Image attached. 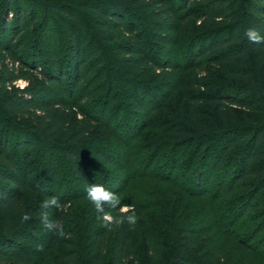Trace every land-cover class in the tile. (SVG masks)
Masks as SVG:
<instances>
[{"label": "trees", "instance_id": "obj_1", "mask_svg": "<svg viewBox=\"0 0 264 264\" xmlns=\"http://www.w3.org/2000/svg\"><path fill=\"white\" fill-rule=\"evenodd\" d=\"M30 28L34 41L24 34ZM249 28L264 35V0H0V49L28 82L14 93L0 88V264H264L251 244L264 231V43L250 42ZM38 43L47 47L43 71L30 56ZM119 95L145 117L139 138L155 159L167 151L175 168L202 156L198 182L221 174L217 191L185 190L169 176L151 188L212 207L230 199L240 205L236 215L214 214L213 227L195 230L163 211L164 231L153 225L137 240L126 223L93 228L95 209L83 230L78 196L45 194L34 171L38 151L50 189L59 185V155L89 185L100 182L82 160L122 170L98 144L119 148L117 155L129 147L105 115L121 106ZM9 109L14 119L4 115ZM52 197L61 206L44 208ZM44 212L64 231L44 228L47 256L36 262L29 243ZM236 217L257 226L245 231Z\"/></svg>", "mask_w": 264, "mask_h": 264}, {"label": "rangeland", "instance_id": "obj_2", "mask_svg": "<svg viewBox=\"0 0 264 264\" xmlns=\"http://www.w3.org/2000/svg\"><path fill=\"white\" fill-rule=\"evenodd\" d=\"M8 19H11V16ZM33 30V28H30L24 33L30 37L29 39L31 41L36 40L37 32H33ZM1 39L2 37L0 35V41L2 44L1 47H5ZM55 39L56 38L54 37V47H56ZM46 51L47 47H45L42 43H38L36 51L30 55L32 56L31 59L33 58L32 61L36 62L38 65L37 71L44 70L42 69L43 67L40 66H42L41 63L44 61V53ZM22 71L23 69L20 63L11 60L7 54L4 53L3 49H0V88L3 90L6 89V92L13 93L15 90L26 88L28 86V82L23 79H17L20 74L24 73ZM156 95L158 94L155 93V96ZM26 98L28 99L29 97ZM119 100L121 101V106H118L116 110H107L105 115L107 118L112 119L113 126L117 129V131L126 137L129 147L126 150H123L122 154L117 155L116 153L119 152V148L102 142H98V144L101 145L102 150L113 156V159L119 164V166L122 167V170L117 171L116 169L106 168L92 156L90 158L91 164L82 160V167L83 171L89 174V176L92 178H98L101 185L115 193L121 200L122 204L131 205L135 209V213L138 217L137 223L134 226L128 225V228L135 239L138 240V235H144L146 230L153 227V225L160 230V233L163 232V220L158 217L159 214H163V211H165V214L167 215L177 212V215H179L183 220L184 225L187 226V228L195 230L205 227H213L212 224L215 217L222 219L225 217L232 218L238 213L240 205L233 202L230 203V199H225L224 201H221L218 206L212 207L208 202L206 203V201L184 203L180 197L181 193L179 191H170L169 188H162L159 191H154L151 188L154 184L153 182H156L157 178H161L162 176H169L179 186L185 188V190L189 189L197 193L217 191L222 188L217 187L221 174L214 172L212 174L211 182L208 184L205 183L204 179L198 182L196 175L198 174V169H200V164L204 163L202 156H185L182 158L181 163L175 168L172 165V158L169 159L167 156V151L161 152L160 156L155 159L153 152L148 150L144 141L139 138L137 124L141 120H145V117L142 114L139 116L138 113H134V104L128 100L127 95H119ZM14 113L15 112L12 109L4 111V115L10 119L15 118ZM41 155L40 151H38L34 171L36 178L38 179L37 182L41 184V188L45 194L49 197L51 193L55 191L64 198L78 196L81 203L77 208V213L80 217V221L82 222V228H80L86 230L92 227L94 223L92 221L96 217L91 214V210H94L95 208L87 199L86 189L89 184L82 181L79 173L74 167V164L70 160L64 158L62 155H59L61 157L58 165L59 185L54 189H50L45 178L46 165L42 163ZM226 165V163H223L220 166L219 173L221 170L224 171L227 168ZM129 174H134L133 179H135V182L133 181L131 183H127V177H129ZM114 187L115 190L112 189ZM226 202H229V204ZM231 204L235 206L233 207ZM139 207L144 209L146 208L147 211L143 214V212L141 213L139 210ZM106 208L112 210V215H122L118 209L108 208L107 206ZM215 209L216 213L214 212ZM257 213L258 212L254 214ZM214 214L215 217H213ZM234 221L237 226L241 224L240 226L246 228L244 230H248L249 232L253 226H257V223L252 222V220H248V218L243 220L236 217ZM95 226L100 230L108 228L100 219L96 221L93 228ZM44 228V226L35 228L34 237L29 243L36 262L41 261L42 258L47 256L44 255V257H42L46 251L45 246L47 231ZM164 238L165 237L163 236V239ZM251 244H253V246L258 248L261 252H264V231L260 232L258 239L254 240ZM139 252L141 255L146 256L145 251H143L142 248L139 249ZM204 252L206 253V251L203 250V253Z\"/></svg>", "mask_w": 264, "mask_h": 264}, {"label": "clouds", "instance_id": "obj_3", "mask_svg": "<svg viewBox=\"0 0 264 264\" xmlns=\"http://www.w3.org/2000/svg\"><path fill=\"white\" fill-rule=\"evenodd\" d=\"M245 35L249 41L254 44L264 43V35H262L255 28L247 29ZM86 192L87 199L92 203L96 212L101 214L98 218L106 227L113 224L120 226L125 223L130 226H134L137 223L138 217L135 213V209L131 205L122 204L119 197L103 185L90 184L86 189ZM50 206L60 207L61 205L56 197H52L43 203L44 208H48ZM106 206L108 208L118 209L122 215L114 217L110 212L106 211ZM23 219L26 221L30 219V217L28 215H24ZM42 223L46 229L57 232L61 235L63 234L64 230L62 223L59 221H50L47 212L42 213Z\"/></svg>", "mask_w": 264, "mask_h": 264}]
</instances>
